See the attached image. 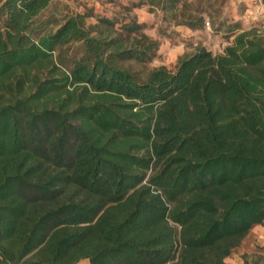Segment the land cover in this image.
<instances>
[{
  "label": "trees",
  "instance_id": "trees-1",
  "mask_svg": "<svg viewBox=\"0 0 264 264\" xmlns=\"http://www.w3.org/2000/svg\"><path fill=\"white\" fill-rule=\"evenodd\" d=\"M54 3L0 0V264H226L264 224V20L171 70Z\"/></svg>",
  "mask_w": 264,
  "mask_h": 264
},
{
  "label": "crops",
  "instance_id": "crops-1",
  "mask_svg": "<svg viewBox=\"0 0 264 264\" xmlns=\"http://www.w3.org/2000/svg\"><path fill=\"white\" fill-rule=\"evenodd\" d=\"M141 4L137 5L139 9H146L148 16L140 18V23L146 24L147 30H156L167 25H171V28L180 32V35L174 36L168 35V40L173 41V45L177 47L176 51L181 54L186 51L185 45L188 41H194V44L206 46L208 50H212V46H216L217 42L222 41L224 44L227 42L222 36L225 30V25L222 27L221 32H217L215 28L226 19V25L239 21L243 24L253 23L256 25L259 20H264V0H186L189 4H193L195 1L202 2V8H200L201 15L205 18L200 21L199 25H176L173 26L172 18H168L169 11H176L177 0H143ZM229 4V6H226ZM220 8V9H218ZM222 10V16H220L218 22L211 21L210 14L220 13ZM210 22V27L205 25L206 21ZM211 37V39H210ZM211 40V42H210ZM201 41V42H199ZM213 42V43H212ZM223 45V44H222ZM216 49V48H215ZM219 51L221 49L217 48ZM256 246L264 247V224H258L254 226L249 234L242 242V247H238L234 253L226 259L227 264H243L246 254H250L256 250ZM240 248V249H239Z\"/></svg>",
  "mask_w": 264,
  "mask_h": 264
},
{
  "label": "rangeland",
  "instance_id": "rangeland-1",
  "mask_svg": "<svg viewBox=\"0 0 264 264\" xmlns=\"http://www.w3.org/2000/svg\"><path fill=\"white\" fill-rule=\"evenodd\" d=\"M142 2L144 1L143 0H55L54 5L52 6V8L48 13L50 14V16L62 20L65 16L73 12H77V11L86 12L91 9L94 12V16L87 18L88 23H96L97 21L96 17L99 15L110 17L113 14H119L121 19V20L119 19L118 21L119 24L125 22L127 18L126 16L135 17L138 20L140 19L138 17V14L141 15L142 17L148 16L149 14L146 11V9L137 8V5L141 4ZM176 6H177L176 11L173 9L171 10L172 12L169 11L168 13L169 15H167L168 18H172L174 27L176 25H189L187 23L188 20H192L194 22L198 21L197 23L200 24L201 19L199 20V18L202 19L205 18L204 16L201 17V15H199L197 11L199 8H202L201 1H195L191 5L186 0H177ZM226 6H229V4H226ZM223 12L224 10H222L220 13L217 12L214 15L209 12L207 13L210 14L211 21L214 19V21L218 22ZM145 32L159 42V47L155 51L152 60L144 64V66L147 68H154L160 65H165L169 69L175 70L181 56H183L186 53H193L200 47L207 48L206 46H208V44L206 46H201L199 44H194V41H188V43H186L185 45L186 51L184 53L179 54L176 51L177 47L173 45V41L171 42L167 38L168 35L170 36H174L175 34L180 35V32L175 30V28H171L170 24L156 30L146 29ZM227 44L228 42H226L225 44L222 41L217 42L218 47L212 46L211 48L213 49L211 51L214 53L222 52ZM217 48L221 50L219 51ZM141 66L142 64H134L135 69H140ZM239 247L241 248L242 244ZM243 264H264V247L256 246V250L252 251L250 254H246V256L244 257Z\"/></svg>",
  "mask_w": 264,
  "mask_h": 264
},
{
  "label": "built area",
  "instance_id": "built-area-1",
  "mask_svg": "<svg viewBox=\"0 0 264 264\" xmlns=\"http://www.w3.org/2000/svg\"><path fill=\"white\" fill-rule=\"evenodd\" d=\"M205 25H206L207 27H210V22L207 20V21L205 22Z\"/></svg>",
  "mask_w": 264,
  "mask_h": 264
}]
</instances>
